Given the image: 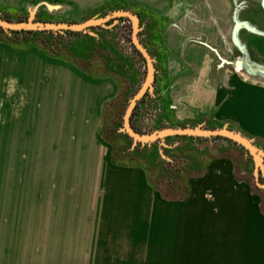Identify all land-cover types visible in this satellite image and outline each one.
Listing matches in <instances>:
<instances>
[{"label": "crops", "instance_id": "obj_1", "mask_svg": "<svg viewBox=\"0 0 264 264\" xmlns=\"http://www.w3.org/2000/svg\"><path fill=\"white\" fill-rule=\"evenodd\" d=\"M120 1L141 21V37L156 66L157 104L169 102L173 109L188 101V107H218L224 116L239 107H257L260 95L263 106L264 89L255 91L253 82L237 77L234 68L223 75L217 69L213 49L226 58L239 57L231 42L234 0ZM239 1L248 3L241 18L264 30L260 0ZM240 38L252 59L264 63V37L241 30ZM129 65L123 66V75L133 86L139 71ZM121 90L117 78L92 76L72 59L0 40V99L42 101L44 108L50 101L47 108L54 112L63 108L61 130L73 132L75 143H109L101 132L104 106L118 100ZM106 152L86 186L59 202L62 218L54 227L69 229L68 244L79 246V259L264 264V196L238 178L242 164L237 157L227 152L211 156L198 176L187 179L185 196L169 200L149 182L144 168L115 164L112 150Z\"/></svg>", "mask_w": 264, "mask_h": 264}, {"label": "rangeland", "instance_id": "obj_2", "mask_svg": "<svg viewBox=\"0 0 264 264\" xmlns=\"http://www.w3.org/2000/svg\"><path fill=\"white\" fill-rule=\"evenodd\" d=\"M129 7L120 0H0V14L14 22L77 23ZM127 28L126 22H118L93 29L92 35L82 34L92 37L94 43L79 36H56L57 44L63 48L61 57L74 60L92 76H113L120 81V97L104 106L101 132L102 138L109 143H75L73 132L61 130L65 127L61 113L64 109H55V112L48 109L50 101H45L44 108L40 106L42 101L0 99V264L115 263L79 259L83 253H79V246L68 244L69 229L54 227L55 220L62 218L59 211L63 207L59 202L64 194L86 186L87 178L96 166L101 165V156L106 151L112 150L114 160L119 164L144 168L149 182L168 197L183 195L189 177L198 176L211 156L227 152L242 164L238 178L264 196L257 185V182L264 184V180L260 176L258 181L254 174V156L231 141L169 138L141 145L136 154L128 144L131 142L118 136L122 133L119 130L126 106L145 76L139 58L130 50ZM0 40L8 41V38L0 33ZM83 51L86 53L82 56ZM80 57L82 59H78ZM119 62L123 66L126 62L137 65L139 77L133 86L124 78L123 66H117ZM129 68L132 66L127 65L126 69ZM225 69L220 70L222 75ZM235 70L237 77L253 82L255 91H263V80L249 77L243 70ZM128 73L133 74L132 69ZM155 88L153 91L158 93ZM258 99L257 107H239L236 113L224 116L219 115L218 107L214 110L198 105L188 107L187 100L175 103L173 109L169 102L167 105L162 101L159 104L152 102L137 115L139 124L135 125L141 134H153L167 127L225 126L250 138L264 156V104L261 105L260 95ZM156 151L157 158L152 154ZM74 248L77 253H72Z\"/></svg>", "mask_w": 264, "mask_h": 264}, {"label": "water", "instance_id": "obj_3", "mask_svg": "<svg viewBox=\"0 0 264 264\" xmlns=\"http://www.w3.org/2000/svg\"><path fill=\"white\" fill-rule=\"evenodd\" d=\"M234 10L232 15L233 26L231 30V42L234 48L238 51L239 57L226 58L222 53L214 50L218 59L217 69L222 70L227 67L243 70L246 75L252 78H258L264 81V63H259L252 59L249 49L244 41L240 38L241 30L247 33L264 37V30L260 29L257 24L252 21L241 18V13L248 7L245 1L234 0ZM260 7L264 12V0H260ZM119 18H126L131 23V42L135 49L144 58L146 63V75L138 89V91L129 100L124 114L122 116V126L120 132L126 134L133 142V144L140 143L141 145H148L159 141H164L168 136L192 137V138H225L246 152L254 156L255 167L254 174L259 181L261 176L264 180V156L262 151L255 143L246 135L239 131L232 130L225 126L219 128H202V127H167L163 128L153 134H141L135 131L131 126V115L138 101L148 92L154 96V79H155V65L154 59L140 41L139 32L140 19L137 14L129 10H116L112 13L100 17L90 18L82 22L68 23V22H46L39 23L33 20L14 22L3 18L0 15V28L5 32L8 31H33V32H79L82 34L92 35L91 30L95 27H106L105 24L111 20ZM117 23L114 21L113 24ZM260 190L264 192V184L257 182Z\"/></svg>", "mask_w": 264, "mask_h": 264}, {"label": "trees", "instance_id": "obj_4", "mask_svg": "<svg viewBox=\"0 0 264 264\" xmlns=\"http://www.w3.org/2000/svg\"><path fill=\"white\" fill-rule=\"evenodd\" d=\"M2 17L5 18L4 16H2ZM5 19H7V18H5ZM118 20H121V19H117L115 21H118ZM113 22L114 21H112V23ZM98 28L99 27H95V28H92V30L93 29H98ZM0 33L5 34L7 36V38H8V42H10L13 45H16V46L35 45V46L41 47L50 56H53V57H61L60 56V52H61V50L63 48H61V46H59L57 44L58 43V38L56 37L59 34L70 35V36H73V37H78L79 36V37L84 38V39H89L90 43H94L93 42L94 39L92 37H89V36H86V35H82V33H79V32H62V33L61 32H56V33L55 32H33V31H8V32H5L3 29L0 28ZM86 51H83L81 53L82 56L84 55V53H86ZM136 54L142 59V57L139 55V53L137 51H136ZM78 59H82V58L80 57ZM126 65H127V63H126ZM148 95H149V93L146 92L144 94V96L138 101L136 107L133 110V113H132L131 119H130L132 128L135 131L139 132V133H141V132H140V130L137 128V126L134 123V116H135V112H136L139 104H141L146 98H148ZM118 134H119L118 136L120 138L124 139L126 142H131V143H128V144H131L130 147H133V150L136 152V154H139V151L137 153V147L139 148L141 146L140 143L133 144L132 140L126 134H124V133H118ZM169 138H192V137L168 136L165 139H169ZM215 138H221V137H215ZM223 139H225V138H223ZM152 154L156 158L158 157V152L157 151L153 152ZM112 161L115 164H119V163H117L114 160L113 153H112ZM185 194H186V192L183 195L176 196V197H168V196H165L164 194H162V196L165 199H169V200H179V199H182L185 196Z\"/></svg>", "mask_w": 264, "mask_h": 264}, {"label": "flooded vegetation", "instance_id": "obj_5", "mask_svg": "<svg viewBox=\"0 0 264 264\" xmlns=\"http://www.w3.org/2000/svg\"><path fill=\"white\" fill-rule=\"evenodd\" d=\"M120 10H129V9H120ZM129 11H131V10H129ZM133 12V11H132ZM133 13H135V12H133ZM135 14H137V13H135ZM139 17V16H138ZM119 19H121V20H118L117 21V23L119 22H126L127 23V25H128V28H127V34L129 35V38H128V42H129V45H130V50L132 51V54L134 55V56H136V57H138L139 58V60H140V62H141V64H142V67H143V69H144V73H145V75H146V63H145V60H144V58L140 55V53L135 49V47L133 46V44H132V42H131V23H130V21L128 20V19H126V18H119ZM117 20V19H116ZM112 21H115V20H111V21H109V22H107L106 24H105V26L106 27H109V26H111V25H114L113 23H112ZM106 27H99L98 29H102V28H106ZM140 28H141V21H140ZM139 38H140V41L143 43V45L146 47V49L148 50V48H147V46H146V43L143 41V39H142V37H141V30H140V32H139ZM139 53V55L142 57V59L136 54V51ZM148 52L150 53V51L148 50ZM150 55H151V53H150ZM152 56V55H151ZM152 58H153V56H152ZM154 59V58H153ZM130 62V61H129ZM127 63V62H126ZM129 64V63H128ZM127 64V65H128ZM154 65H155V62H154ZM155 70H156V66H155ZM144 78H145V76H144ZM155 78H156V71H155ZM154 81H155V79H154ZM141 86V85H140ZM140 88V87H139ZM138 91V90H137ZM136 91V92H137ZM154 93V96H151L150 94L148 95V98H146L141 104H139V106H138V108H137V110H136V112H135V116H134V123L135 124H139L138 123V121H139V119H138V117H137V115H139L140 113H141V111H144L147 107H148V105H150V103H152V102H156V92L154 91L153 92ZM157 104V103H156ZM155 103H154V105H156ZM157 106V105H156ZM136 107V106H135ZM124 114V113H123Z\"/></svg>", "mask_w": 264, "mask_h": 264}]
</instances>
